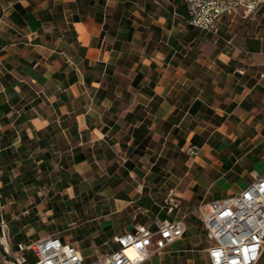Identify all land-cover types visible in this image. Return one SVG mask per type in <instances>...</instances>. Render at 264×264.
<instances>
[{"label": "crops", "instance_id": "obj_1", "mask_svg": "<svg viewBox=\"0 0 264 264\" xmlns=\"http://www.w3.org/2000/svg\"><path fill=\"white\" fill-rule=\"evenodd\" d=\"M184 14L180 0H0L12 246L8 222L91 263L114 236L182 217L183 237L142 264H209L197 207L264 173V2L250 19L220 20V40ZM34 218L45 227L27 231Z\"/></svg>", "mask_w": 264, "mask_h": 264}, {"label": "built area", "instance_id": "obj_2", "mask_svg": "<svg viewBox=\"0 0 264 264\" xmlns=\"http://www.w3.org/2000/svg\"><path fill=\"white\" fill-rule=\"evenodd\" d=\"M174 3L176 0H160ZM185 8V21L212 32L220 40L217 23L224 17L250 19L264 0H180ZM198 147L189 144L187 155H195ZM172 192V191H171ZM170 192V193H171ZM167 198L165 207L171 212L177 202ZM0 193V249L5 264H27L28 252L34 255L31 264H142L152 254L160 253L181 239L187 225L184 218H155L156 229L137 225L132 231L114 236L115 248L85 263L78 248L59 237L46 236L12 246L7 224L2 217ZM199 219L210 245L206 248L209 264H257L264 253V173L253 171V179L241 191L214 199L197 207ZM4 239L5 243H3ZM132 247L137 256L131 258L126 249ZM3 263V264H4ZM0 264H2L0 262Z\"/></svg>", "mask_w": 264, "mask_h": 264}, {"label": "rangeland", "instance_id": "obj_3", "mask_svg": "<svg viewBox=\"0 0 264 264\" xmlns=\"http://www.w3.org/2000/svg\"><path fill=\"white\" fill-rule=\"evenodd\" d=\"M8 223H9V228H8L9 229V234L12 236V243H13V245H16V243L19 240H23L25 242H28L30 240H33L37 236H41L42 234H44L43 232L39 231L38 234H37V236L34 235L31 238H29V237H26L23 232L22 233H17V231H18V225L16 223H14V224H10V222H8ZM44 227H45L44 221H42L40 218H34V219L31 220L30 223H28V226L26 227V230L27 231H30V232H35L37 229L44 228ZM27 255H28V262H27V264H31L34 261V259H35L34 258V255L31 252H28ZM261 258L262 259L264 258V253H263V255H262ZM3 261H4V258L2 256V252L0 250V262L3 264L4 263Z\"/></svg>", "mask_w": 264, "mask_h": 264}, {"label": "bare ground", "instance_id": "obj_4", "mask_svg": "<svg viewBox=\"0 0 264 264\" xmlns=\"http://www.w3.org/2000/svg\"><path fill=\"white\" fill-rule=\"evenodd\" d=\"M126 253L131 257V258H135L137 256L136 251L132 248L129 247L126 249Z\"/></svg>", "mask_w": 264, "mask_h": 264}, {"label": "trees", "instance_id": "obj_5", "mask_svg": "<svg viewBox=\"0 0 264 264\" xmlns=\"http://www.w3.org/2000/svg\"><path fill=\"white\" fill-rule=\"evenodd\" d=\"M179 11L181 12V13H184V10L183 9H179ZM185 15V14H184Z\"/></svg>", "mask_w": 264, "mask_h": 264}]
</instances>
